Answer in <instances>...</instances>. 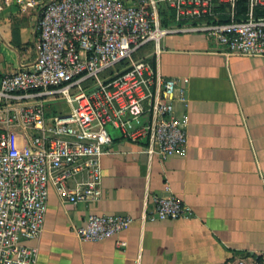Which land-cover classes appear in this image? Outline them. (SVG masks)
<instances>
[{
	"label": "built area",
	"instance_id": "1",
	"mask_svg": "<svg viewBox=\"0 0 264 264\" xmlns=\"http://www.w3.org/2000/svg\"><path fill=\"white\" fill-rule=\"evenodd\" d=\"M216 1L228 3V19L193 28L227 52L264 56V16L256 14L264 0H244L243 11L241 0H36V60L0 77V264L37 263L30 241L43 229L50 185L72 203L101 197L112 130L146 139L147 151L162 158L185 152L188 117L174 110L184 89L157 73L149 54H133L151 43L157 55L162 37L176 30L163 25L161 3L178 22L213 16ZM122 59L129 62L103 75ZM59 98L70 109L49 114L48 102ZM152 205V219L193 214L172 192L153 196ZM132 219L93 213L72 229L82 240H101ZM220 264H264V250Z\"/></svg>",
	"mask_w": 264,
	"mask_h": 264
},
{
	"label": "crops",
	"instance_id": "2",
	"mask_svg": "<svg viewBox=\"0 0 264 264\" xmlns=\"http://www.w3.org/2000/svg\"><path fill=\"white\" fill-rule=\"evenodd\" d=\"M38 8L36 0H0V77L36 60ZM213 9L207 19L173 20L157 55L151 43L142 49L184 89L174 110L188 117L185 152L162 158L146 139L112 130L99 199L72 203L49 186L43 229L30 241L36 264H220L264 250V56L227 52L194 29L228 19V3ZM167 192L193 214L150 218L153 196ZM93 213L133 219L116 235L82 240L72 228Z\"/></svg>",
	"mask_w": 264,
	"mask_h": 264
},
{
	"label": "trees",
	"instance_id": "3",
	"mask_svg": "<svg viewBox=\"0 0 264 264\" xmlns=\"http://www.w3.org/2000/svg\"><path fill=\"white\" fill-rule=\"evenodd\" d=\"M246 9V4L244 0H241L238 3V10L239 11H243ZM160 12H161V16H162V23L163 25H169L170 23L173 22L174 18V14H173V10L168 8L166 5H164L163 3L160 4ZM256 14L260 15V16H264V7H258L256 10ZM126 61L125 59L120 60L119 62H117L116 64L118 65V67H122L123 65H126Z\"/></svg>",
	"mask_w": 264,
	"mask_h": 264
},
{
	"label": "rangeland",
	"instance_id": "4",
	"mask_svg": "<svg viewBox=\"0 0 264 264\" xmlns=\"http://www.w3.org/2000/svg\"><path fill=\"white\" fill-rule=\"evenodd\" d=\"M146 51L147 50H141L139 52H135L133 54V57H139V56H143L146 54ZM129 61L127 60L126 61V64L128 63ZM124 66V65H123ZM122 66V67H123ZM122 67H118L117 64H115L114 66H112L110 69L106 70L104 72L103 75H107V74H110V73H113V72H116L117 70H119L120 68ZM49 109L50 110H55L56 112H66L70 109V106L69 104L63 99V98H59V99H54V100H51L49 101Z\"/></svg>",
	"mask_w": 264,
	"mask_h": 264
}]
</instances>
